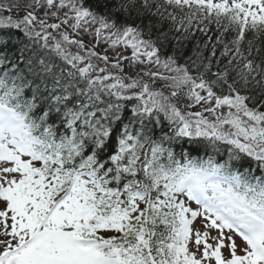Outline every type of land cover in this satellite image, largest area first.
<instances>
[{
  "label": "snow or ice",
  "instance_id": "1",
  "mask_svg": "<svg viewBox=\"0 0 264 264\" xmlns=\"http://www.w3.org/2000/svg\"><path fill=\"white\" fill-rule=\"evenodd\" d=\"M0 264H264V0H0Z\"/></svg>",
  "mask_w": 264,
  "mask_h": 264
},
{
  "label": "trees",
  "instance_id": "2",
  "mask_svg": "<svg viewBox=\"0 0 264 264\" xmlns=\"http://www.w3.org/2000/svg\"><path fill=\"white\" fill-rule=\"evenodd\" d=\"M196 39H201L199 34L197 35ZM203 42V40L201 39V43ZM195 44V40L193 41V45Z\"/></svg>",
  "mask_w": 264,
  "mask_h": 264
}]
</instances>
